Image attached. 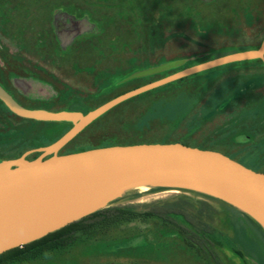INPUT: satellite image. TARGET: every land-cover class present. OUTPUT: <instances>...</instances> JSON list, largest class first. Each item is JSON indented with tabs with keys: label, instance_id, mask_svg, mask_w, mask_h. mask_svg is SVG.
Listing matches in <instances>:
<instances>
[{
	"label": "rangeland",
	"instance_id": "374dc122",
	"mask_svg": "<svg viewBox=\"0 0 264 264\" xmlns=\"http://www.w3.org/2000/svg\"><path fill=\"white\" fill-rule=\"evenodd\" d=\"M56 11L66 19L86 18L95 24V35L59 40L54 35L55 22L62 18ZM263 38L264 0H0V85L28 109L66 112L69 105L78 103L86 115L117 94L157 79L150 75L113 89L122 78L123 82L133 80L127 78L197 56L256 51ZM254 61L211 71L224 74L229 89L234 85L239 88L235 102L211 119H206V114L204 119L200 117L198 108L185 120L139 123L149 109L155 108L156 114L177 101L191 103L199 94L204 106L209 107L208 94L214 88L208 79L200 77L211 73L206 72L123 102L87 126L58 154L76 153L94 145L134 143L141 140L139 134L149 130L157 139L220 149L242 165L264 172V71ZM13 115L0 101V163L28 146H49L57 135H64L73 126V122H23ZM146 188L122 192L106 206L131 201L169 202L180 196L204 200L207 196L164 185ZM133 192L139 197L130 200ZM213 200H217L211 202L217 208L221 207L218 202L226 203ZM204 220L217 233H228L217 217ZM149 229L145 225L131 226L129 232L141 237L114 248L93 243L58 264H204V257L190 255L173 239L152 242L146 250L143 236ZM124 237L123 231L116 232L117 243ZM220 252L223 264H243L227 244ZM247 264L257 263L247 260Z\"/></svg>",
	"mask_w": 264,
	"mask_h": 264
},
{
	"label": "water",
	"instance_id": "95a60500",
	"mask_svg": "<svg viewBox=\"0 0 264 264\" xmlns=\"http://www.w3.org/2000/svg\"><path fill=\"white\" fill-rule=\"evenodd\" d=\"M252 60L264 65V38L256 51L233 52L185 68L116 96L86 115L25 108L0 85V101L15 116L36 122H73L51 145L0 163V255L73 224L105 208L114 196L140 186L164 185L222 200L264 229V173L220 152L181 143H144L58 154L97 118L129 99L192 75ZM182 63L144 70L127 80ZM34 153L40 155L27 160Z\"/></svg>",
	"mask_w": 264,
	"mask_h": 264
},
{
	"label": "trees",
	"instance_id": "16d2710c",
	"mask_svg": "<svg viewBox=\"0 0 264 264\" xmlns=\"http://www.w3.org/2000/svg\"><path fill=\"white\" fill-rule=\"evenodd\" d=\"M233 52L236 53V51L234 50ZM233 52L224 53V54L223 53L213 54V55L211 54L209 56L202 55V56L194 57L195 59L194 58L185 59L184 63H182L181 66L165 71L160 74L153 75L157 79H154L151 82L164 78L168 75L176 73L185 68L197 65L199 63H203L211 59L232 54ZM251 62L252 61H245L241 63H251ZM254 62H257L259 64V70L264 71V65L262 61L255 60ZM234 64L237 65L239 63H234ZM234 64H229V65H234ZM214 70L216 69H212L206 72H211ZM206 72H202L178 80L177 82L170 83L168 85L154 89L142 95L143 96L150 95L165 87H169L173 84H178L181 83L182 81L184 82L189 79L198 77ZM211 75L214 76L208 81H210L209 82L210 87L212 86L214 89H213V93L211 92L210 94H208L209 103H207V105L209 106L208 108L210 110L209 113H207L206 115L208 116L206 117V119H211L215 117L216 114L220 112V110L224 109L228 104L235 102V99H237L236 98L237 95H239L238 94L239 88L236 87L235 85L231 89L228 88L227 80H223L224 74L221 73L214 74L213 72H211L209 75L206 76H211ZM206 76L202 75L200 77L204 79ZM123 79L124 78H122L117 83H115L112 86V88L122 89L127 85H129L132 81L142 80L145 78L133 79L125 82H123ZM218 79H222L223 81H218ZM222 84L225 85L224 88L220 90L219 87ZM138 87H135L133 89H136ZM128 91H123L122 93L117 94L116 96H119ZM203 92L204 89L202 90V93ZM232 94L234 96L233 98L230 97L229 100L230 102H228L223 108L221 107L217 110V107L220 104L217 101H220V99H222L223 97L227 98ZM116 96H114L113 98H115ZM209 97L211 99H209ZM198 108H199L198 114L200 115V117L204 119V99H201L200 94L198 95L195 101H192L190 103V108L187 115L183 116V118H179L175 120H169V119L167 120L169 121H180L183 119L185 120L189 116L197 112ZM154 109L155 108H152V110L149 109L148 111H146L144 116H142L141 119L139 120V123L145 125L147 121L149 122L152 120H156L157 118H152V116L154 115ZM66 112H79L83 115L85 114L83 113L82 108L78 103H73L69 105L66 108ZM250 115L251 112L248 113V118L251 117ZM13 116L16 117L17 119L22 120L23 122L55 125V123L36 122L33 120L22 119L15 115ZM148 132L150 131L149 130L143 131L141 134L137 136L139 137V139H141L140 141H136L134 143H129L126 145L144 144V143H163V144L181 143L186 146L200 148L201 150L203 149V150L217 151L229 157L230 159L235 160L234 157L229 156L220 149L208 148L205 146L201 147L199 145H194L188 141L157 139L154 133L152 132L148 133ZM29 134L30 133H28V135ZM61 136L57 135L52 143H54L59 138H61ZM117 145H124V144L113 143L105 147L117 146ZM95 148H102V146L94 145L93 147L87 150L95 149ZM32 149H37V147L28 146L26 149L21 151L19 155L8 160L17 159L22 154ZM71 153L73 152L67 154H71ZM38 155L39 153L31 154L32 157L29 158L28 156L27 160L28 159L34 160L35 158L38 157ZM255 171L260 172L257 170ZM260 173H264V172H260ZM138 197H139L138 193L133 192L131 193L130 200H134ZM204 197L206 198L204 200H200V199L194 200L187 196H180L173 200H170L169 202L154 201L150 203L133 204V202L131 201L122 205H116V203H112L106 206L105 208L99 209L98 211L76 222H73V224H69L68 226L56 232L48 234L47 236L37 241H34L22 247L1 254L0 264H58L63 261H66V259H68V257L74 251L83 249L93 243L104 244L105 248L118 247L120 245L127 244L141 237V235L138 236L136 232L133 233H131L132 231L129 232V228L131 226H137V225L150 226L151 228L143 236L146 243L145 245L146 250L149 247L148 245H151L152 242L158 244L161 241H163V239L164 240L173 239V241L174 240L178 241L184 247V249L188 253H190V255H193L198 259L200 257H204V264H223L219 256V252L221 251V249H223V245L225 243L232 249L235 256L238 257L243 264H247V260H252L257 264H264V229L262 228V226L252 217L238 210L234 206L223 202H218L221 207L217 208L211 203L217 200H213V198H210V196H204ZM216 217L222 223V226L224 227V229L227 230L228 233H222V234L221 232L217 233L215 229L211 226V224L208 221L204 220V218L214 219ZM122 228L123 229L126 228V229L121 230ZM120 231L121 232L123 231L125 237L123 241L117 243L116 240L118 239H116V232H120ZM107 244L109 245L107 246ZM110 264H117V263H110Z\"/></svg>",
	"mask_w": 264,
	"mask_h": 264
},
{
	"label": "flooded vegetation",
	"instance_id": "af4514ba",
	"mask_svg": "<svg viewBox=\"0 0 264 264\" xmlns=\"http://www.w3.org/2000/svg\"><path fill=\"white\" fill-rule=\"evenodd\" d=\"M56 11L58 17L62 18L61 21L55 22V32L54 35L59 40H75L78 36L89 33V35H95V24L90 23L86 18L84 19H66L65 14ZM61 44V43H60ZM63 44V43H62ZM40 155V153H39ZM38 155V156H39Z\"/></svg>",
	"mask_w": 264,
	"mask_h": 264
},
{
	"label": "crops",
	"instance_id": "0c3cea01",
	"mask_svg": "<svg viewBox=\"0 0 264 264\" xmlns=\"http://www.w3.org/2000/svg\"><path fill=\"white\" fill-rule=\"evenodd\" d=\"M214 75H211V76H206L205 78L206 79H211ZM252 80V79H250ZM248 80V81H250ZM248 81H245L243 84H245L246 82ZM224 85L225 84H222L219 89H223L224 88ZM252 88H255V87H249L248 89H252ZM220 93V92H219ZM219 95V94H218ZM233 94L230 95L229 97L225 98L223 97L222 99H220V101H217L219 104V106L217 107V110L219 108H223L228 102H230V97L233 98ZM189 108H190V103L186 102V101H177L174 103V105H172L170 108L166 109V110H158V112L155 114V110H154V116H152V118H157V119H163V118H166V119H169V120H175V119H179V118H183V116L187 115L188 112H189ZM209 108L207 106H204V115L207 113H209ZM205 115V116H206ZM208 117V116H206ZM238 162H240L238 160ZM241 163V162H240ZM242 164V163H241ZM244 165V164H243ZM246 166V165H245Z\"/></svg>",
	"mask_w": 264,
	"mask_h": 264
},
{
	"label": "bare ground",
	"instance_id": "6f19581e",
	"mask_svg": "<svg viewBox=\"0 0 264 264\" xmlns=\"http://www.w3.org/2000/svg\"><path fill=\"white\" fill-rule=\"evenodd\" d=\"M147 186H140V187H138V188H136V189H141V190H143V189H145ZM147 189V188H146Z\"/></svg>",
	"mask_w": 264,
	"mask_h": 264
}]
</instances>
